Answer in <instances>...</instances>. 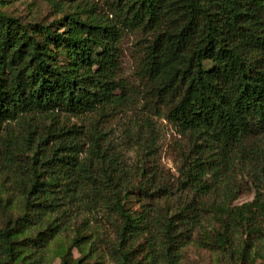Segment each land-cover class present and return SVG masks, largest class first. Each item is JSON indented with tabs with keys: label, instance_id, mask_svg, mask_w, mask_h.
<instances>
[{
	"label": "trees",
	"instance_id": "obj_1",
	"mask_svg": "<svg viewBox=\"0 0 264 264\" xmlns=\"http://www.w3.org/2000/svg\"><path fill=\"white\" fill-rule=\"evenodd\" d=\"M55 1L76 3L55 28L0 8V173L22 195V212L0 227V264H36L35 250L82 211L114 224L111 250L119 264L133 260L131 246L144 232L152 263H176L208 212L224 224L254 226L264 215L258 183L248 214L213 195L230 161L264 169V0H105L106 14H89L96 0ZM133 29L152 33L137 74L155 113L190 137L173 184L147 164L157 148L154 133L136 136L141 152L126 163L101 119L85 129L34 122V114L48 111L116 112L128 97L119 44ZM47 213L56 217L24 233ZM62 264H70L69 254Z\"/></svg>",
	"mask_w": 264,
	"mask_h": 264
},
{
	"label": "rangeland",
	"instance_id": "obj_2",
	"mask_svg": "<svg viewBox=\"0 0 264 264\" xmlns=\"http://www.w3.org/2000/svg\"><path fill=\"white\" fill-rule=\"evenodd\" d=\"M75 4L74 1L3 0L0 8L20 17L24 22L52 24L55 28L59 17L75 9ZM107 5L105 0H96L95 7L89 14L96 10L106 14L109 11ZM86 13L88 15V12ZM63 28L64 26L60 29ZM151 36L150 31L133 29L126 31L121 39L120 73L128 86V97L116 112L100 117L98 112L48 111L36 113L33 118L40 128L57 125L75 126L79 129H85L91 121L97 122L96 119H101L98 122L106 131L111 143L121 151V158L126 163L136 161L141 152V149L133 144L136 136L154 133L157 148L153 160L147 161V164H153L156 168L158 179L173 184L180 175L178 169L182 154L189 149L190 137L180 133L164 114L155 113V103L145 91V80L137 74L138 57ZM146 117H149L150 125L145 123ZM258 142L264 157V132L259 134ZM252 165H243L237 159L230 161L222 168V177L216 189L218 194L213 196L222 197L230 207H243L244 214H248L245 204L254 198L255 183H258L264 202V169L255 171ZM260 165H264V161ZM165 199L162 197L160 203L165 204ZM21 201L22 195L13 187L6 174L1 172L0 227L4 226L9 218H14L22 212ZM129 203L132 209H139V202L133 199ZM55 217L56 213L45 214L42 225H29L24 233L34 234V231L46 225V221ZM254 219V226L253 222L252 225L248 222L239 225L232 219L228 220V224H224L217 215L208 212L201 225L195 228L190 240L180 248L174 264H264V234L255 229V226L259 225L264 231V215L258 214ZM77 230H80L82 235L78 243L72 240ZM147 237L144 232L133 242V260L128 264H154L151 261ZM115 243L114 224L97 216L95 211H82L64 220L47 244L35 250L32 255L38 259L36 264H62L63 257L68 254L70 264L76 263L77 259H80V264H119L117 254L111 250Z\"/></svg>",
	"mask_w": 264,
	"mask_h": 264
}]
</instances>
